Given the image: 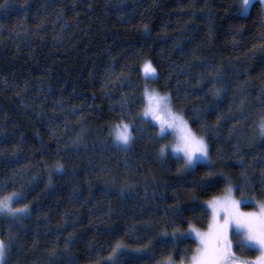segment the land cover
Wrapping results in <instances>:
<instances>
[{"label":"trees","instance_id":"16d2710c","mask_svg":"<svg viewBox=\"0 0 264 264\" xmlns=\"http://www.w3.org/2000/svg\"><path fill=\"white\" fill-rule=\"evenodd\" d=\"M148 86L203 138L208 162L185 169L170 136L156 139ZM262 122L258 1L242 14L238 0H0V199L17 193L28 208L0 214L7 264L188 261L196 240L174 246L173 234L207 226L203 201L226 177L235 196L264 200ZM122 123L126 146L113 136ZM232 239L234 254H257Z\"/></svg>","mask_w":264,"mask_h":264},{"label":"snow or ice","instance_id":"6c2138e0","mask_svg":"<svg viewBox=\"0 0 264 264\" xmlns=\"http://www.w3.org/2000/svg\"><path fill=\"white\" fill-rule=\"evenodd\" d=\"M248 2L249 0H244V5H247ZM260 3L264 4V0H260ZM143 72L146 75H157L156 69L147 62L143 66ZM144 101V117L151 116V119L159 125L160 134L157 135V140L163 138L166 128L177 133V143L172 150L184 154L185 169L190 168L196 153L207 156L209 151L207 144L203 138H197L192 133L182 116L176 115L172 111L170 97L160 96L145 88ZM260 133L261 137L264 138V122L260 124ZM114 139L122 145H128L132 140L129 124L122 123L118 126ZM160 155H165L164 148L160 149ZM237 190L243 191L244 189L237 186ZM231 191L232 187L230 186L228 188L229 196L226 199L209 203L208 207L211 209L212 219L207 232L201 233L190 227L188 233L173 234L172 243L174 246L176 241L185 235L192 236L194 234L195 239L199 241V246L191 256L189 264H241L234 256L232 243L228 238L230 225H235V228L241 233H246V239L253 241L264 252V204L259 205V213H242L239 210V202L231 199ZM261 191L264 192V186H262ZM25 198L20 194H13L11 197L0 200V214L8 215L13 219L20 218L22 214L28 212L27 206L14 209L11 205L20 203ZM221 213H223L222 216ZM188 251L190 249H184L185 257ZM8 255L9 246L4 241H0V264H7ZM255 264H264V255L258 257Z\"/></svg>","mask_w":264,"mask_h":264},{"label":"rangeland","instance_id":"374dc122","mask_svg":"<svg viewBox=\"0 0 264 264\" xmlns=\"http://www.w3.org/2000/svg\"><path fill=\"white\" fill-rule=\"evenodd\" d=\"M254 1H258L260 3V0H249L248 4L247 5H244V0H238V4H239V11L240 13L242 14H245L248 12V9H249V6L250 4H252ZM263 11H264V4L260 3ZM150 63L149 61H145V63ZM144 63V64H145ZM144 64L142 65L141 67V72H142V76L144 78H146L147 80L149 79H152L154 78L155 76L154 75H146L144 72H143V66ZM152 66V65H151ZM148 91L149 92H155L150 86L147 87ZM156 94L160 95V96H165V95H162V94H159L157 92H155ZM173 111V110H172ZM176 115H179L181 116L180 114H178L177 112L173 111ZM149 118H151V116H148ZM184 119V118H183ZM185 120V119H184ZM186 121V120H185ZM157 124V123H156ZM121 124H118V125H115L112 130H113V136H115V131L117 129L118 126H120ZM158 126V129H159V132H160V128H159V125L157 124ZM189 127V125H188ZM190 129V127H189ZM193 133V132H192ZM164 134H168L170 136V143H169V151L180 157L183 161V165H184V154L182 152H174L172 149H173V146L177 143V140H176V136H177V133H175L173 130L171 129H165V132ZM194 134V133H193ZM195 135V134H194ZM196 136V135H195ZM197 138H199L198 136H196ZM209 161V158H208V154L207 156H202L200 155L199 153H196L194 155V159H193V163L192 165L190 166V168L196 164L197 162H208ZM185 167V165H184ZM189 169V168H188ZM232 187V191H231V199L239 202V210L240 212L242 213H252V214H256V213H259L260 211V208H259V205L261 204H264V200H255L253 198H249V197H237L235 196L234 194V190H233V185H232V182L230 181V179L228 177H226V185H225V189L222 193L208 199V200H205L203 201V204L205 205V207L208 209L209 211V221H208V224L205 228H196V227H193V226H190L191 228H195L196 230H198L199 232L201 233H204V232H207L208 231V225L209 223L211 222V219H212V215H211V209L208 207L209 203L211 202H214V201H222L224 199H226L228 196H229V192H228V188L229 187ZM13 194H17V193H10L8 195H6L5 197H3L2 199L0 200H3L5 199L6 197H11ZM12 208L14 209H18V208H24L25 206H14L13 204L11 205ZM3 216H7L8 218H12L8 215H5V214H2ZM23 215V214H22ZM223 215V213H221V216ZM186 229L184 232H181V233H188L189 232V229ZM233 233H238L240 235V238L241 240L245 243V244H248L250 246H253L256 250H257V254L255 256H246V255H242V254H234L233 252V249H232V252L234 254V256L236 257V259L241 262V263H244V264H255V261L257 260L258 257H260L261 255H264V252H262L260 249H259V246L256 245L253 241H249L246 239V233H241L239 230H237L235 228V225H230L229 227V232H228V238L229 240L231 241L232 245H233V239H232V234ZM185 236H188V235H185ZM188 237H191V238H194L195 239V236L194 234L192 236H188ZM196 240V239H195ZM1 241V240H0ZM197 242V247L199 246V241L196 240ZM190 262V259L186 262H183V264H189ZM159 264H181V262H169V261H165V262H160Z\"/></svg>","mask_w":264,"mask_h":264},{"label":"water","instance_id":"95a60500","mask_svg":"<svg viewBox=\"0 0 264 264\" xmlns=\"http://www.w3.org/2000/svg\"><path fill=\"white\" fill-rule=\"evenodd\" d=\"M242 264V263H241Z\"/></svg>","mask_w":264,"mask_h":264}]
</instances>
